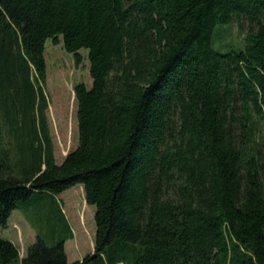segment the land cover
I'll return each instance as SVG.
<instances>
[{"label":"trees","instance_id":"trees-1","mask_svg":"<svg viewBox=\"0 0 264 264\" xmlns=\"http://www.w3.org/2000/svg\"><path fill=\"white\" fill-rule=\"evenodd\" d=\"M235 22L245 49L215 51ZM60 38L89 50L93 85L58 164L43 87ZM262 130L264 0H0V227L41 199L67 231L23 258L0 236V264H264ZM78 184L96 233L71 263L57 195Z\"/></svg>","mask_w":264,"mask_h":264},{"label":"rangeland","instance_id":"rangeland-1","mask_svg":"<svg viewBox=\"0 0 264 264\" xmlns=\"http://www.w3.org/2000/svg\"><path fill=\"white\" fill-rule=\"evenodd\" d=\"M245 33L236 22L217 26L213 32L214 50L222 54L244 50ZM80 54L81 59L77 62L74 54L64 48L62 39L59 43H54L51 39L46 42L47 81L43 91L48 100L46 118L58 164H61L68 152L76 149L79 143L75 86L85 84L91 88L93 85L89 50L82 49ZM36 114L38 121L37 108ZM258 137L264 141V130ZM57 200L61 208L65 207V222L71 228V234L65 242L68 260L71 263L82 260L94 253L95 206L87 204L84 188L80 184L58 194ZM51 209L41 199L15 209L6 226L0 227V236L16 245L21 258L39 234L49 245H53L50 231L55 229L49 227H60L58 233L62 231L64 236H67V231L58 218V213Z\"/></svg>","mask_w":264,"mask_h":264},{"label":"crops","instance_id":"crops-1","mask_svg":"<svg viewBox=\"0 0 264 264\" xmlns=\"http://www.w3.org/2000/svg\"><path fill=\"white\" fill-rule=\"evenodd\" d=\"M65 211H66V210H65V207H63V208H62V212H63L64 217H65Z\"/></svg>","mask_w":264,"mask_h":264}]
</instances>
